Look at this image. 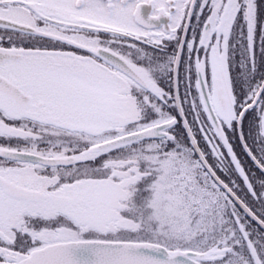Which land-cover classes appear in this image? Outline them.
I'll list each match as a JSON object with an SVG mask.
<instances>
[{"label": "snow or ice", "instance_id": "snow-or-ice-1", "mask_svg": "<svg viewBox=\"0 0 264 264\" xmlns=\"http://www.w3.org/2000/svg\"><path fill=\"white\" fill-rule=\"evenodd\" d=\"M0 264H264V0H0Z\"/></svg>", "mask_w": 264, "mask_h": 264}]
</instances>
